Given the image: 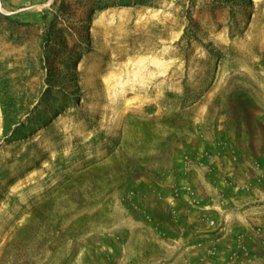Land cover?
Masks as SVG:
<instances>
[{"label": "rangeland", "instance_id": "374dc122", "mask_svg": "<svg viewBox=\"0 0 264 264\" xmlns=\"http://www.w3.org/2000/svg\"><path fill=\"white\" fill-rule=\"evenodd\" d=\"M0 264H264V0H0Z\"/></svg>", "mask_w": 264, "mask_h": 264}, {"label": "bare ground", "instance_id": "6f19581e", "mask_svg": "<svg viewBox=\"0 0 264 264\" xmlns=\"http://www.w3.org/2000/svg\"><path fill=\"white\" fill-rule=\"evenodd\" d=\"M239 18L242 20V16L240 15Z\"/></svg>", "mask_w": 264, "mask_h": 264}]
</instances>
